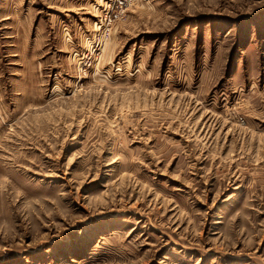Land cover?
Returning a JSON list of instances; mask_svg holds the SVG:
<instances>
[{"label":"rangeland","instance_id":"1","mask_svg":"<svg viewBox=\"0 0 264 264\" xmlns=\"http://www.w3.org/2000/svg\"><path fill=\"white\" fill-rule=\"evenodd\" d=\"M96 1L0 0V264H264V0H135L83 72Z\"/></svg>","mask_w":264,"mask_h":264},{"label":"built area","instance_id":"2","mask_svg":"<svg viewBox=\"0 0 264 264\" xmlns=\"http://www.w3.org/2000/svg\"><path fill=\"white\" fill-rule=\"evenodd\" d=\"M135 0H97L94 6L96 13V23L92 37L90 51H86L82 61V71L85 72L95 64L104 44L111 37L116 28ZM89 48V49H90Z\"/></svg>","mask_w":264,"mask_h":264},{"label":"crops","instance_id":"3","mask_svg":"<svg viewBox=\"0 0 264 264\" xmlns=\"http://www.w3.org/2000/svg\"><path fill=\"white\" fill-rule=\"evenodd\" d=\"M94 13V12H93ZM95 14V16H96V13H94ZM95 23H96V19H95V21H94V25H93V29L95 28ZM100 60V59H99Z\"/></svg>","mask_w":264,"mask_h":264}]
</instances>
